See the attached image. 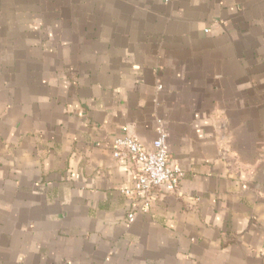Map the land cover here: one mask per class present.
Listing matches in <instances>:
<instances>
[{"label": "crops", "instance_id": "crops-1", "mask_svg": "<svg viewBox=\"0 0 264 264\" xmlns=\"http://www.w3.org/2000/svg\"><path fill=\"white\" fill-rule=\"evenodd\" d=\"M159 121L185 178L129 223ZM0 264H264V0H0Z\"/></svg>", "mask_w": 264, "mask_h": 264}, {"label": "built area", "instance_id": "built-area-1", "mask_svg": "<svg viewBox=\"0 0 264 264\" xmlns=\"http://www.w3.org/2000/svg\"><path fill=\"white\" fill-rule=\"evenodd\" d=\"M167 141L168 132L159 121L158 135L150 149L131 135L128 128H123L110 143L114 159L135 164L139 169L133 186L121 190L130 200L129 223L135 221L138 213L150 212L160 195L175 194L182 186L185 173L171 164Z\"/></svg>", "mask_w": 264, "mask_h": 264}]
</instances>
